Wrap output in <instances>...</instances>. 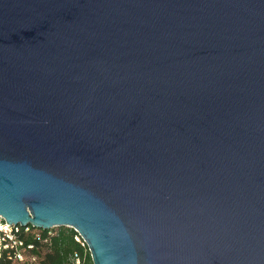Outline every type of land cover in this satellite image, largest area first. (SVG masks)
<instances>
[{
	"label": "water",
	"instance_id": "1",
	"mask_svg": "<svg viewBox=\"0 0 264 264\" xmlns=\"http://www.w3.org/2000/svg\"><path fill=\"white\" fill-rule=\"evenodd\" d=\"M0 216L264 264V0H0Z\"/></svg>",
	"mask_w": 264,
	"mask_h": 264
},
{
	"label": "built area",
	"instance_id": "2",
	"mask_svg": "<svg viewBox=\"0 0 264 264\" xmlns=\"http://www.w3.org/2000/svg\"><path fill=\"white\" fill-rule=\"evenodd\" d=\"M51 229L8 223L0 216V264H37L36 249L51 247ZM76 239L83 238L78 233ZM83 244H86L83 240ZM79 263V259H77Z\"/></svg>",
	"mask_w": 264,
	"mask_h": 264
},
{
	"label": "trees",
	"instance_id": "3",
	"mask_svg": "<svg viewBox=\"0 0 264 264\" xmlns=\"http://www.w3.org/2000/svg\"><path fill=\"white\" fill-rule=\"evenodd\" d=\"M50 231L51 247L35 250L37 264H94L87 244L76 239L78 232L74 228L59 226Z\"/></svg>",
	"mask_w": 264,
	"mask_h": 264
},
{
	"label": "rangeland",
	"instance_id": "4",
	"mask_svg": "<svg viewBox=\"0 0 264 264\" xmlns=\"http://www.w3.org/2000/svg\"><path fill=\"white\" fill-rule=\"evenodd\" d=\"M57 228V227H56Z\"/></svg>",
	"mask_w": 264,
	"mask_h": 264
}]
</instances>
